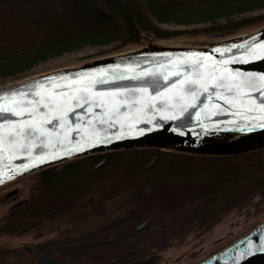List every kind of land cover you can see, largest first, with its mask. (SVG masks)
Wrapping results in <instances>:
<instances>
[{
    "label": "trees",
    "instance_id": "16d2710c",
    "mask_svg": "<svg viewBox=\"0 0 264 264\" xmlns=\"http://www.w3.org/2000/svg\"><path fill=\"white\" fill-rule=\"evenodd\" d=\"M255 11L259 13L250 14ZM160 24L180 27L164 28ZM262 24L264 0H0V85L32 75L44 61L86 47L108 48L85 55L78 63L124 51L131 45L143 46L146 38L200 43ZM185 26L192 27L182 28ZM121 167L124 174L102 189L98 198L109 197L130 179L140 178L151 184L163 178L195 181L211 170L223 174L192 197L191 200L210 196L195 213L164 225L160 235L156 228L148 230L158 236L142 243L144 248L120 256L98 254L92 248L100 244L67 237L71 228L62 231L61 236L31 245L69 263L126 264L151 256L148 264H159L161 251L174 245L173 241L180 243L191 232L201 235L211 230L231 211L245 207L254 195L264 194V146L239 154H206L157 146L115 149L75 157L1 185L0 207L4 215L0 233L14 236L35 231L40 235L42 219L66 211L97 179ZM17 184L23 185L14 188ZM246 211L247 220L252 221L240 236L264 220V212L256 220L252 209ZM138 234L132 232L126 237ZM0 264L44 263L24 246H0Z\"/></svg>",
    "mask_w": 264,
    "mask_h": 264
},
{
    "label": "snow or ice",
    "instance_id": "6c2138e0",
    "mask_svg": "<svg viewBox=\"0 0 264 264\" xmlns=\"http://www.w3.org/2000/svg\"><path fill=\"white\" fill-rule=\"evenodd\" d=\"M232 48H242L245 52L223 60L193 52L183 59L170 60V70L164 72L145 69L136 73L129 67L127 73L131 74L113 70L117 74L99 79L96 73H88L75 80L52 77L47 84L37 82L28 91L0 93V183L14 178L7 174L6 169L13 172L27 170L48 159L60 158L59 152L33 156V150L54 149L71 143L73 132L82 134L80 140L71 149H66L63 155L110 142V138L101 133H107L117 125L121 131L115 139L141 135L144 130L136 131V125L152 124L156 113L162 120L175 121L189 109L197 108L201 97L206 94L207 102L195 113L197 121L202 120L201 113H204L203 119H209L226 112L223 105H227L236 109L235 114L242 119L255 120L259 122L258 126L264 127V102L258 103L253 95L259 93L264 99V74L244 73L229 67L234 63L264 59V43L232 45L223 52H231ZM160 67L165 66L162 64ZM99 75L103 77L104 74ZM149 77H159L164 85L162 90L157 89L155 94L150 91L159 81L134 88L96 90L97 84L140 81ZM213 100L222 101V104L210 103ZM78 109L83 112L76 115L77 122L73 127L70 115L77 113ZM150 110L153 115H149ZM9 116L16 119H8ZM81 121L85 126H81ZM203 127L207 129V126ZM18 158H30V163L14 167L12 161ZM261 250H264V245Z\"/></svg>",
    "mask_w": 264,
    "mask_h": 264
},
{
    "label": "rangeland",
    "instance_id": "374dc122",
    "mask_svg": "<svg viewBox=\"0 0 264 264\" xmlns=\"http://www.w3.org/2000/svg\"><path fill=\"white\" fill-rule=\"evenodd\" d=\"M257 13L259 11L250 14ZM263 25L255 26L251 30ZM160 26L164 28L180 27L174 24H160ZM188 27L192 26L182 28ZM251 30L241 31L237 34ZM152 44L166 51L180 48L192 50L204 45L195 41H184L183 39L158 40L156 44ZM107 48L86 47L81 50L64 53L38 64L34 68L32 76L67 69L75 66L78 60L85 55ZM132 49H136V47L131 45L124 51ZM211 171L195 181H172V179L163 178L157 183H151L153 187L144 194H141V191L150 183L140 178L136 180L130 179L121 183L119 188L109 197L98 198L102 189L117 181L124 174V167H121L117 171L97 179L84 193L76 197L75 202L66 211L60 212L54 217L42 219L40 222V235L35 231L14 236L0 233V246L21 247L31 245L32 243L61 236L62 231L71 228L66 233V236L79 239V242H108L109 235L112 236L113 241H109L105 244V247L98 248H104L106 253L112 256H120L131 250L144 248L145 245H142V243L145 244L160 235L164 225L195 213L209 200L208 197L210 196L191 199L197 193L205 191L213 181L220 178L223 174L222 171ZM23 184H17L14 188L22 187ZM18 197L20 196H17V199H19ZM92 200L96 201L92 202ZM250 209H252V216L254 215L257 220L261 212H264V194L256 200L251 199V202L242 209L231 211L220 224L211 230L201 235L191 232L180 243L177 240L173 241L174 245L167 247L162 252L159 264H192L230 243L240 236L242 231L251 223L252 220H247V213H245L247 212L246 210ZM256 210H259V212L256 213ZM3 215L4 208L0 207V221ZM127 217H130L127 224L121 225L122 220L120 219ZM113 222L117 224L115 225ZM143 222L144 225L141 226L143 230L138 235L127 238V234H123V232L136 230L138 224L141 225ZM152 228L158 229L160 233L155 236L153 232H148ZM97 229H101V233H98ZM146 229L148 236L144 234ZM117 237L119 238L117 239ZM171 240L173 238L169 241Z\"/></svg>",
    "mask_w": 264,
    "mask_h": 264
},
{
    "label": "water",
    "instance_id": "95a60500",
    "mask_svg": "<svg viewBox=\"0 0 264 264\" xmlns=\"http://www.w3.org/2000/svg\"><path fill=\"white\" fill-rule=\"evenodd\" d=\"M158 40H152L151 38L147 39V43L143 46L136 47V49L121 51L113 54L103 55L96 58L89 59L87 61L77 63L75 66L69 67L67 69L54 71L50 73H44L40 75H30L19 80L11 81L5 84H1L0 93H11L13 91H28L31 86L35 85L37 82H43L47 84L48 79L52 77H67L69 80H75L82 77L88 73H96L97 79L107 78L112 75L117 74L113 70H118L119 73H127L129 67L134 68L136 73L143 71L145 69H151L153 71L159 69L161 72L170 70L169 61L172 59L180 58L183 59L188 54L196 52L202 53L204 55H211L216 60L228 59L231 56L243 55L245 49L242 48H232L231 52H223L225 48H229L232 45H241L252 43H264V25L248 31L246 33L230 35L229 37H223L207 42H200L204 44L200 48L196 49H174L170 51L162 50L161 48L155 47L152 43L156 44ZM192 42V41H191ZM148 44V45H147ZM216 49H220V52H217ZM162 50V51H160ZM223 53V55H221ZM165 67L161 68L160 65ZM230 68L234 70H239L244 73L251 74H264V59L253 60L248 63H234L229 65ZM183 71V69H181ZM99 74H104L103 77ZM153 81H159L154 88H150V91L155 94L157 89L162 90L163 81L159 77H149L147 80L140 81H131V80H121L116 81L115 83L109 84H97V91H109L117 88H134L149 84ZM171 83V81H169ZM254 97L257 99L258 103L264 102L259 95V93H254ZM207 102V94L201 97L200 102L197 104V108L189 109L182 117L179 119L172 120H162L158 113H156V119L152 124L140 123L136 125V131L143 129V134L141 135H127L123 136L120 139H115L116 135L120 134L119 125L115 128L108 129L107 133H101V135H107L110 138V142L97 144L94 147H87L85 150L80 152H73L70 155H63V152L66 149H71L76 145L77 141L80 140L82 134L73 132L71 135V143H66L63 146H57L54 149H34L33 156L36 155H46L50 152H59L61 153L60 158L57 159H48L46 162L39 163L36 167H29L27 170H19L13 172L11 169H6L7 174L13 176L12 179H5L4 183H0V186L8 183L16 178L23 177L32 172H35L39 169L59 164L63 161L89 155L98 152H105L115 149L122 148H132V147H142V146H157L164 147L176 150H183L196 153H206V154H239L247 152L249 150L257 149L264 146V129L255 131L253 133L243 135L237 139H231L226 141H217L214 143H207L202 145H180L182 143L186 144L191 140V136L208 132L212 129L224 128V127H236L243 125H252L259 123L255 120L249 122L242 119L240 116L235 114L236 109H232L227 105H223L226 112L212 116L209 119H203L204 113H201L202 120L197 121L195 119V113L200 109L203 103ZM210 103H219L222 104V101L213 100ZM157 107H160L158 104ZM97 112L101 111L96 109ZM123 111V110H122ZM171 111V110H169ZM83 112L82 109H78L77 113L71 114L70 119L73 122V127L76 124V115ZM149 115H153V112L150 110ZM8 119H16L15 117H7ZM87 119V117H85ZM81 126H85L84 122L81 121ZM203 126H207V129ZM51 127V125L49 126ZM106 127V126H104ZM175 129V130H173ZM127 131V128L124 129ZM246 146L243 149H237L238 147ZM7 163V161H5ZM30 158H18L12 161V165L20 166L24 164H29ZM153 187V184H149L142 191L141 194H144ZM258 196L254 197L253 200H256ZM264 224V220L254 226L252 229L238 237L236 240L220 249L216 253L210 255L209 257L201 260L196 264H202L217 255L221 254L223 251L231 248L244 237L249 235L251 232L255 231ZM144 225V222L139 225ZM264 245V233L258 237H255L248 245L244 247L241 252H233L229 257V262L226 264H264V250H261V246ZM24 248L32 253L35 257L40 259L44 264H82V263H69L62 260H59L51 255L44 253L38 248L32 245H24ZM149 257L142 258L136 261H133L129 264H145L149 261Z\"/></svg>",
    "mask_w": 264,
    "mask_h": 264
},
{
    "label": "bare ground",
    "instance_id": "6f19581e",
    "mask_svg": "<svg viewBox=\"0 0 264 264\" xmlns=\"http://www.w3.org/2000/svg\"><path fill=\"white\" fill-rule=\"evenodd\" d=\"M244 129L243 131L239 129ZM264 129V127L258 126V123L252 125H243V126H236V127H224L218 129H212L208 132L198 133L191 136V140L188 141L186 144L182 143L180 145H202L207 143H214L217 141H226L231 139H237L243 135H247L253 133L255 131H259ZM246 146L238 147L237 149H243ZM264 233V224L256 229L255 231L251 232L249 235L244 237L241 241L237 244L232 246L231 248L223 251L221 254L217 255L216 257L202 263V264H226L229 262V257L232 255L233 252L237 251L238 253L241 252L246 245H248L255 237H258Z\"/></svg>",
    "mask_w": 264,
    "mask_h": 264
},
{
    "label": "flooded vegetation",
    "instance_id": "af4514ba",
    "mask_svg": "<svg viewBox=\"0 0 264 264\" xmlns=\"http://www.w3.org/2000/svg\"><path fill=\"white\" fill-rule=\"evenodd\" d=\"M256 196H258V198L259 197H261V193H257L256 195H254L253 197H252V200H253V198L254 197H256ZM257 198V199H258ZM129 218L130 217H127V218H125V219H120V220H122V223H121V225H125V224H127V221L129 220ZM118 221H119V219H118ZM114 223V222H113ZM116 223V222H115ZM114 223V224H115ZM143 230V227H141V226H139V224H138V226H137V229L136 230H133V231H131V232H123V234L125 235V234H130V233H132V232H137V233H139L140 231H142ZM101 229H97V232L98 233H101ZM119 237H117V239H118ZM109 241H113V239H112V236H110L109 235V239H108V242ZM108 242H103V241H101V242H88V243H92V244H100L99 246H96V247H94V248H92L93 249V252H97L98 254H104V255H109V256H112V255H110V254H108V253H106V251H105V249L103 248V249H98L99 247H105V244H107ZM170 247V246H169ZM167 249V248H166ZM165 249V250H166ZM165 250H163V251H161V252H164ZM146 258V257H145ZM149 261H147L145 264H148V263H150V261L152 260V258H151V256H149ZM142 259V258H141ZM137 260H139V259H137ZM136 261V260H135ZM131 262H133V261H131ZM131 262H129V263H131ZM129 263H126V264H129ZM82 264H85V263H82ZM97 264H103V263H101V262H99V263H97Z\"/></svg>",
    "mask_w": 264,
    "mask_h": 264
}]
</instances>
